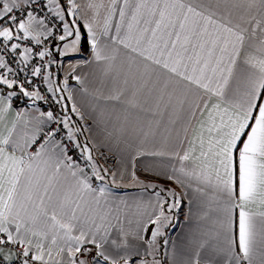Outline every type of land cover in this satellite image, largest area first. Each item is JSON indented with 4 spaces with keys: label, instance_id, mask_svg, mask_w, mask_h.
I'll list each match as a JSON object with an SVG mask.
<instances>
[{
    "label": "snow or ice",
    "instance_id": "snow-or-ice-1",
    "mask_svg": "<svg viewBox=\"0 0 264 264\" xmlns=\"http://www.w3.org/2000/svg\"><path fill=\"white\" fill-rule=\"evenodd\" d=\"M81 26L91 60L61 79L53 66L82 54ZM91 64L102 78L90 92L77 71ZM14 98L30 107L14 109ZM141 160L181 191L141 180ZM126 177L158 189L136 203L135 227L110 190ZM189 195L196 227L169 264H264V0H0L5 264L17 256L5 244L26 245L23 264H162L160 238L167 248Z\"/></svg>",
    "mask_w": 264,
    "mask_h": 264
},
{
    "label": "crops",
    "instance_id": "crops-1",
    "mask_svg": "<svg viewBox=\"0 0 264 264\" xmlns=\"http://www.w3.org/2000/svg\"><path fill=\"white\" fill-rule=\"evenodd\" d=\"M105 3H107V0H104ZM122 2V0H121ZM103 14V10H102ZM118 19V17H117ZM82 33H85V41L86 46L82 48V54L80 55H74L67 59L63 60V67L59 70L53 66V71H59L60 78H63V75L65 71L68 69L69 64H75L77 62L81 63L83 65L85 60H91V52L87 44V37H86V30L83 29L81 26ZM114 34V33H113ZM123 57H120L117 59L116 64L119 65L120 61ZM95 73V75H93ZM77 74L87 75V82L86 86L89 88V91L91 92L93 89L100 87V79L102 78L100 71L97 69L95 64H91L88 66H82L78 69ZM115 77V72L111 73L108 77L104 78L106 80V87H104V93L105 95L109 94L110 90L113 87V78ZM69 86L74 87L76 89L80 88V85L77 84V82L70 80ZM91 98L88 96H82L81 93L77 92V100L78 102H86L87 100H90ZM106 104V107L109 109L115 108L117 112H120L125 105L115 102V101H108V102H102ZM25 106H29V101L27 99L21 100L18 98L13 99V108L18 110L20 108H23ZM37 106L40 107L42 110L47 111L43 106L37 103ZM137 110H132L133 114L135 115ZM141 116L144 119H151V114H144L141 113ZM15 117V112H11L8 115V121L10 122ZM167 120V117H165V121ZM179 126V125H178ZM36 149L34 146L29 149V151L34 152ZM152 159V158H147ZM101 163H104L103 160L100 161ZM145 160H141L138 162L137 167V175L140 177L141 180H143L145 183L149 182H157L162 183L165 186L169 185L170 187L176 188L177 191H181L179 186L175 185L171 181L165 180L163 177H157L150 173H147L143 170V164L145 163ZM114 161L112 159L108 160L107 166H113ZM111 180V177H108L105 181V183H108ZM118 183H122L121 185H128V186H120V187H111V192L114 196L124 198L127 201L128 207L123 208L122 206V212L120 215V220L123 221L124 225L128 226V221H132V227L136 226V221L143 219L144 217L141 216V213L143 212L142 208H137L136 203L138 201L147 202L150 198L154 197V192L158 191V189L154 190L151 188H143L139 185H133L129 183V179L126 177L123 181L119 180L117 178ZM99 181H93L94 186L98 185ZM191 195L184 198L182 207L179 209L178 213H174V219L172 221V225H170L168 228L165 229L166 237L169 240V244L167 248L163 246V237L160 238L161 248L158 252V258L162 261V264H169L170 257L172 256L173 250H175L176 254L179 256L183 254L189 247V237L191 236L194 228L196 227V213H197V207L195 204L189 205L188 200L191 199ZM191 207L192 215L189 217V208ZM112 223L114 225L117 224V221L115 219L112 220ZM118 226V225H117ZM151 232V226L149 228V232L146 234V238L150 236ZM22 248H24L26 245H20ZM94 254V253H93ZM29 259V264H32V261ZM20 264H23L21 262Z\"/></svg>",
    "mask_w": 264,
    "mask_h": 264
},
{
    "label": "built area",
    "instance_id": "built-area-1",
    "mask_svg": "<svg viewBox=\"0 0 264 264\" xmlns=\"http://www.w3.org/2000/svg\"><path fill=\"white\" fill-rule=\"evenodd\" d=\"M13 66H15V65H13ZM20 78L23 79V77H20ZM34 82H37V81H34ZM38 104H40V105L43 106L46 110H48V106H45V105L43 104V102H38ZM53 126H54V125H53ZM42 139H43V137H41V140H42ZM38 144H39V141H38L37 145H34V148H35V149L38 147ZM4 247H6V248H11V249L15 250V252H16L18 255H21V256L23 257V255H22L23 248H22L20 245L5 244ZM24 259H25V257H23V260H24ZM23 260H22V261L16 260V261L12 262V264H20L21 262H23ZM0 264H5V262H4L3 260L0 259Z\"/></svg>",
    "mask_w": 264,
    "mask_h": 264
},
{
    "label": "water",
    "instance_id": "water-1",
    "mask_svg": "<svg viewBox=\"0 0 264 264\" xmlns=\"http://www.w3.org/2000/svg\"><path fill=\"white\" fill-rule=\"evenodd\" d=\"M13 250V249H12ZM14 252H15V250H13ZM16 253V252H15ZM1 260H3L2 258H0ZM16 260H19V261H22L23 260V257L21 256V255H18L17 254V256L14 258V260L12 261V262H14V261H16Z\"/></svg>",
    "mask_w": 264,
    "mask_h": 264
},
{
    "label": "trees",
    "instance_id": "trees-1",
    "mask_svg": "<svg viewBox=\"0 0 264 264\" xmlns=\"http://www.w3.org/2000/svg\"><path fill=\"white\" fill-rule=\"evenodd\" d=\"M86 46V41H85V38H84V43L82 45V48H84ZM166 187H170L169 185H167Z\"/></svg>",
    "mask_w": 264,
    "mask_h": 264
},
{
    "label": "rangeland",
    "instance_id": "rangeland-1",
    "mask_svg": "<svg viewBox=\"0 0 264 264\" xmlns=\"http://www.w3.org/2000/svg\"><path fill=\"white\" fill-rule=\"evenodd\" d=\"M119 184H122V183H119Z\"/></svg>",
    "mask_w": 264,
    "mask_h": 264
}]
</instances>
